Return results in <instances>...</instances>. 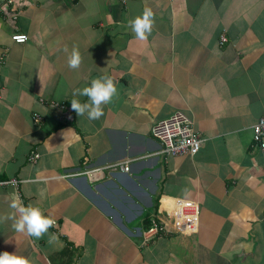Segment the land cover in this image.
<instances>
[{
	"label": "crops",
	"instance_id": "crops-1",
	"mask_svg": "<svg viewBox=\"0 0 264 264\" xmlns=\"http://www.w3.org/2000/svg\"><path fill=\"white\" fill-rule=\"evenodd\" d=\"M146 7L154 23L140 39L129 21ZM105 74L117 93L99 119L79 116L74 90ZM178 110L203 135L195 155L164 153L153 134ZM263 115L264 0H6L0 252L29 264H264V152L253 144ZM125 161L128 171L75 174ZM13 198L54 225L39 238L17 231ZM179 198L200 204L196 232L175 231ZM154 220L171 229L145 243Z\"/></svg>",
	"mask_w": 264,
	"mask_h": 264
},
{
	"label": "built area",
	"instance_id": "built-area-1",
	"mask_svg": "<svg viewBox=\"0 0 264 264\" xmlns=\"http://www.w3.org/2000/svg\"><path fill=\"white\" fill-rule=\"evenodd\" d=\"M17 43H25L29 40V35L25 33H15L12 36ZM227 37L222 35L221 43L227 41ZM66 106V104H61ZM69 108V107H68ZM41 115H36V121L40 122ZM153 134L162 143V151L171 155L197 154L204 143V138L193 120L183 111L178 110L170 117L161 119L153 127ZM253 144L264 152V115L254 126ZM38 154H33L31 159L36 161ZM120 167L124 171L131 169L130 161L124 163H113L105 167H86L75 174L85 175L90 178H99L104 174L105 168L115 169ZM10 185H18L16 178L6 181ZM200 204L190 199L179 198L176 201L173 210V227L179 233H193L198 230L200 223ZM171 222V221H170ZM170 223L168 221L154 220L148 230L144 232V241L149 242L161 232L169 231Z\"/></svg>",
	"mask_w": 264,
	"mask_h": 264
},
{
	"label": "clouds",
	"instance_id": "clouds-1",
	"mask_svg": "<svg viewBox=\"0 0 264 264\" xmlns=\"http://www.w3.org/2000/svg\"><path fill=\"white\" fill-rule=\"evenodd\" d=\"M153 16V10L150 7H146L142 15H138L129 21L138 38L147 39V34L152 31ZM80 62L81 54L78 48L74 47L68 63L71 67L76 68ZM116 93L117 85L114 79L105 74L94 78L90 84L85 85L83 88H76L71 106L79 116L86 113L89 119H99L104 112L103 105L110 102ZM80 96H87L89 99L81 101ZM10 206L19 212L18 217L15 212L10 214L14 221L13 227L19 232H26L29 236L39 238L55 223L54 218L45 215L44 210L39 205L33 203L24 204L20 199L13 198ZM57 239L58 235L56 233L49 235V242ZM0 264H29V260L26 257L5 250L0 252Z\"/></svg>",
	"mask_w": 264,
	"mask_h": 264
},
{
	"label": "water",
	"instance_id": "water-1",
	"mask_svg": "<svg viewBox=\"0 0 264 264\" xmlns=\"http://www.w3.org/2000/svg\"><path fill=\"white\" fill-rule=\"evenodd\" d=\"M5 2L6 0H0V7H2V5H4Z\"/></svg>",
	"mask_w": 264,
	"mask_h": 264
},
{
	"label": "rangeland",
	"instance_id": "rangeland-1",
	"mask_svg": "<svg viewBox=\"0 0 264 264\" xmlns=\"http://www.w3.org/2000/svg\"><path fill=\"white\" fill-rule=\"evenodd\" d=\"M145 242V241H144ZM145 243H147V242H145Z\"/></svg>",
	"mask_w": 264,
	"mask_h": 264
}]
</instances>
